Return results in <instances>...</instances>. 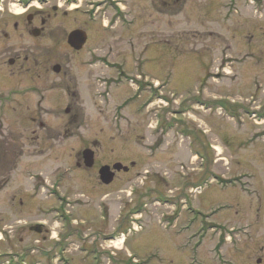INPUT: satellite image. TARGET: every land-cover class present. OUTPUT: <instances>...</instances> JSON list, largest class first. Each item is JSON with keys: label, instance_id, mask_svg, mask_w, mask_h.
<instances>
[{"label": "rangeland", "instance_id": "1", "mask_svg": "<svg viewBox=\"0 0 264 264\" xmlns=\"http://www.w3.org/2000/svg\"><path fill=\"white\" fill-rule=\"evenodd\" d=\"M6 1L0 17L54 6L65 13L50 18L44 36L20 30L1 40V61L20 54L98 66L86 67L91 88L77 104L84 120L66 133L57 121L65 99L25 88L30 75L48 88L55 73L6 79L0 65V237L14 230L15 254L0 264H40L41 254L62 251L57 264H264V0ZM22 1L33 5L26 13ZM80 28L88 41L77 52L67 39ZM136 50L143 80L160 85L149 115L123 108L122 91L112 89L110 103L93 95L105 85L94 82L107 73L100 59L122 65ZM142 89L145 106L152 91ZM28 109L53 128L34 133ZM163 120L171 128L158 134L161 146L136 141ZM92 141L98 165L134 160L132 173L97 186L98 173L75 164ZM42 222L41 233L30 229ZM7 247L1 241L0 253Z\"/></svg>", "mask_w": 264, "mask_h": 264}, {"label": "flooded vegetation", "instance_id": "2", "mask_svg": "<svg viewBox=\"0 0 264 264\" xmlns=\"http://www.w3.org/2000/svg\"><path fill=\"white\" fill-rule=\"evenodd\" d=\"M78 1L79 0H77V2ZM261 1L262 0H246V3H247V6H250L252 3L254 4L255 2H261ZM96 3H99V4H96ZM106 3H107V1L104 2L102 0L93 1L91 7H93V8L95 6L101 7L103 4H106ZM7 5H8V1L3 0V6H2V9L0 11H4L7 8ZM115 5H117V4H115ZM31 7H33V5L31 2H29L27 5V9L25 10V13L27 11H29L31 9ZM67 7H69V5ZM80 7L81 6L78 5L76 9L78 10ZM116 12H118V11H116ZM64 13L65 12H60V8H58L56 6L53 7V13H47V12H44L43 10L34 9V10L27 12L26 14L20 16L17 19H16V16H4V14L2 13L1 17H0V20H1V23H0V25H1V27H0V41L1 40H9L12 37L13 32L20 31V30L22 33L27 34V35H31L34 38H39L40 36H44V34L46 33L45 31L47 30V27L49 25L50 18H52L53 15L58 16V15H61ZM35 33H37L38 35L35 36ZM67 43L70 46L68 39H67ZM81 50H79V51H81ZM76 51L79 52L78 50H76ZM137 56H138V52L136 50V53L134 56H132L131 60H128L129 62L126 61L122 65L113 63V61L116 58H113L110 60L109 59L107 60L106 58L100 59L103 67H106L107 73H104L102 75H97V77H98L97 79L95 78L96 77V75H95L94 76V78H95L94 82H97V84H99L101 86H103V83L105 85L103 86L104 87L103 93H100L99 95H97L96 94L97 90H96L93 93V95H95L96 97H98L100 99H101V97H104V98L106 97V100L102 101V102L110 103V100H111V93L110 92H111V90L114 89V90L122 91L123 92V94H122V96H123V100H122L123 108H125V109L127 108L130 111V110H133L132 108H134V106H135V111L137 113L143 112L144 109L147 108L148 109L147 110L148 115H149L150 112L153 111V109H155L154 105H156V101H158L162 98L160 95V85L157 84L156 82L153 83L151 81H147V79L145 81L143 80L144 77H148V76L144 75L143 65L141 64L140 59ZM6 57H3L2 61L0 60V65H3L4 68L7 70L6 71L7 72L6 79H8V78H20V76H22L23 74H29L30 75V73L33 72V69L38 70L39 72H44L45 74H48V72L50 70H52V72L55 73V77L57 78V81L52 80L51 83L48 85V88H46L45 86H40V85L35 84L33 82L34 78H32L30 75V79H29L28 83L30 82L31 84L26 85V87H25L26 92H38L41 95L40 98L43 99V98H45V95L43 94L45 92V90L47 91L48 89H50V91H53V93L55 94L56 97H60V98L62 97L65 99L66 107L63 109L64 112L58 116L57 121H60L59 125L66 126V128H65L66 133L69 132V127H71L73 125L80 126L82 124V121L84 120L83 113H81L82 110H80L78 108L77 104H78V100H80V98H81V92H83L85 89L89 90L91 88L90 74L87 75V71L92 69L95 66H98L95 61L84 59L80 63H78V65L76 67H74V66L72 67L71 65H67V64L64 65L59 61H57L55 64H51L49 61L47 62L45 60L30 58L28 56L22 57L20 54H17V56L14 58H12L11 56H9L7 58ZM86 67L90 68V69H87ZM112 69H114V70H112ZM110 72H112V74H109ZM55 84H58V86H55ZM145 85H148V87L150 88V93L152 91V93L150 94L152 96H150L146 105L143 106L142 104L140 105V101H141L140 99H141V92L143 91L142 88ZM164 86L166 87V85H164ZM0 89H2V88L0 87ZM9 89H11V88H9ZM129 91L135 92L136 95L130 96ZM42 102L43 101L38 102V106H40L42 104ZM149 107H152V108L149 109ZM29 109H28L27 113L25 114L24 118L26 120H28V123H30V125L31 124L36 125L35 126L36 128L33 131L34 133L36 132L37 129H39V130L40 129H43V130L47 129L49 132V130H51L53 128L51 123L44 122L43 120L40 119V117L38 118L37 116L32 115V113H30ZM154 111L158 112V110H156V109ZM61 121H63V122H61ZM0 122H2V121L0 120ZM169 123L170 122L168 120H163L162 125H160V124L152 125L151 128H149L148 137L146 139H144L145 135H142L141 137H137L136 141L137 142L141 141V142H143L144 145H147L148 147H151L155 144L158 147L161 146L162 142H164V138L159 137V135H161L162 132H164L163 135L168 134L167 130L169 128H171V125ZM53 136L55 137V135H51V133H49L46 136V138H49V137L53 138ZM57 136H61V134L58 133ZM98 144L99 143L92 141L90 143V146H86V148H91V146H92V147H94L93 149L97 150ZM86 148H84V149H86ZM83 150L78 152V154L75 157L76 167H77V169L81 170L83 173H89L92 170L94 172L98 173V178L96 177L97 174H93V177L97 183V186L109 187V186L113 185L115 182H117L121 178L120 177L121 174L128 175V174L132 173L133 169L136 166V162L134 160H131L130 169L128 171H125L123 169L119 170V171L113 169V172H115L114 180L110 184H105L99 178V169L101 166L108 165V164L104 163V164L98 165L97 161H96V151L94 150L95 151L94 163L92 166H88L86 164L85 156L82 153ZM117 162H119V161H117ZM117 162H114V163H117ZM114 163L112 162V164H109V165L112 166ZM92 178L89 177V179H92ZM91 181L92 180H90V182ZM11 216H12L11 219L8 221L9 224L14 222V215L11 214ZM10 227L11 226H8V228H10ZM0 231H1V229H0ZM11 231L8 230L6 232V233H8L6 235V238L4 236L5 233L2 235V237H0V243H1V241L2 242L6 241V244L8 246L7 251L1 252L0 256L12 258L15 255V254H11V253H13L11 251L12 250L11 246L14 245V235L10 234ZM12 233H14V230L12 231ZM57 244H60V246H61L62 242H60V243L54 242L53 243V245H55V247L59 248V246ZM52 256L53 255H51V254L45 255L46 260H48V264L52 263V259H51V258H53ZM258 262H260V260H258Z\"/></svg>", "mask_w": 264, "mask_h": 264}, {"label": "water", "instance_id": "3", "mask_svg": "<svg viewBox=\"0 0 264 264\" xmlns=\"http://www.w3.org/2000/svg\"><path fill=\"white\" fill-rule=\"evenodd\" d=\"M37 35L38 34L35 33V36ZM86 40H87V34L84 30H81V29L72 31L68 37L69 44L76 50H80L85 44ZM83 154L86 159V164L88 166H92L94 163V151L91 149H85L83 151ZM113 169L118 170V171L122 169L125 171H128L129 167L123 165L120 162L115 163L112 167L109 165L102 166L99 170V176H100V180L103 183L110 184L113 181L115 177V172L112 171ZM31 229L40 233L42 230V227L41 225H37V226H33Z\"/></svg>", "mask_w": 264, "mask_h": 264}]
</instances>
